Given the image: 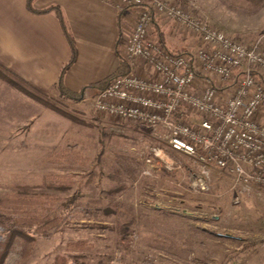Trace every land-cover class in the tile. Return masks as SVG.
I'll return each mask as SVG.
<instances>
[{"label":"rangeland","instance_id":"1","mask_svg":"<svg viewBox=\"0 0 264 264\" xmlns=\"http://www.w3.org/2000/svg\"><path fill=\"white\" fill-rule=\"evenodd\" d=\"M180 1L187 0L169 2ZM209 1L192 0L208 23ZM160 34L173 53L200 46L172 22L155 26L152 38ZM47 97L65 116L0 100V202L23 186L48 196L31 209L46 222L32 226H16L20 214L0 209V253L9 245L3 264H264V190L235 204L231 178L214 171L211 192L192 194L188 169L196 166L188 158L171 157L184 172L162 161L145 166L152 149L171 152L151 131L102 116L81 98ZM58 182L73 186H51Z\"/></svg>","mask_w":264,"mask_h":264},{"label":"built area","instance_id":"2","mask_svg":"<svg viewBox=\"0 0 264 264\" xmlns=\"http://www.w3.org/2000/svg\"><path fill=\"white\" fill-rule=\"evenodd\" d=\"M98 1L133 17L122 40L128 73L96 93L83 91L81 101L117 123L151 131L167 145L171 152L151 150L146 167L162 161L169 172H184L171 157L191 160L192 194L211 192L214 171L231 178L235 204L264 190V38L251 46L235 41L201 19L192 1ZM166 22L196 37L199 48L173 53L153 39L154 27Z\"/></svg>","mask_w":264,"mask_h":264},{"label":"crops","instance_id":"3","mask_svg":"<svg viewBox=\"0 0 264 264\" xmlns=\"http://www.w3.org/2000/svg\"><path fill=\"white\" fill-rule=\"evenodd\" d=\"M28 2L0 0V65L6 74L25 81L46 96L60 95L57 85L72 57L70 42L55 11L36 13ZM209 3L206 16L209 24L223 26L224 32L235 41L251 46L264 38V33L257 34L264 26V0H210ZM219 5L225 7V14ZM53 7L62 12L76 50V60L67 68L63 85L73 94L85 90L96 93L100 90L96 86L109 81L120 68L124 31L133 28V17L130 12L121 14L113 5L98 0H35L32 3L36 11ZM4 82L7 85L5 89L0 86L4 90L0 100L7 103L14 100L34 108L36 103L40 104L8 81ZM20 120L21 115H17L14 122Z\"/></svg>","mask_w":264,"mask_h":264},{"label":"trees","instance_id":"4","mask_svg":"<svg viewBox=\"0 0 264 264\" xmlns=\"http://www.w3.org/2000/svg\"><path fill=\"white\" fill-rule=\"evenodd\" d=\"M34 1L35 0H29V2H28V5H29L30 9H32L33 12L48 13L51 11H55L58 14V17L60 18V21L62 23V26L64 28V31L66 33V36H67V38L70 42L71 48H72V57H71L69 64L63 68V70L60 74L57 88H58V92L60 93V95L62 97H67L71 100H79L81 98V93H79V94L70 93L65 89V87L63 85V78H64V74H65L67 68L70 67L71 65H73L75 60H76V50H75V45L73 43V40H72L71 36L69 35V33L67 32V28L65 26V22H64V19L62 16V12L57 7H53V8L44 10V11H36L32 8V3ZM159 39H160V42L164 46H166L164 39H163V36L161 34H160ZM127 73H128V65L125 62V60L121 57L120 68L115 73V75L109 81H106L102 84H99L96 87L98 89H104L113 78L123 76ZM0 78L8 81L12 86L17 88L18 90H20L21 92H23L24 94H26L27 96H29L30 98L35 100L36 102L40 103L45 108L52 109L55 112H58V113L65 116L66 113H63V111L61 109H59L56 104L51 102L45 94H43L42 92L38 91L37 89L31 87L25 81L20 80V79L16 78L15 76L6 74L4 72V67L2 65H0ZM51 186H54V188L58 189V190H67V189H71L73 185L71 183L58 182L57 184H54ZM51 188H53V187H51ZM47 198H48V196L46 194L37 193V192L33 191L32 187H30V186H23L22 190L18 191L15 194H12V195L6 197V199H4V200H1L0 209H4L5 212L6 211H13L16 214H20V216L15 219L16 226H18V227L32 226L34 224L41 223L43 221L46 222V220H44V219H39V218L35 217V213L34 212L32 213L31 209L43 208L45 205V202L47 203V201H46ZM55 201H56V198H54V200H52V202H55ZM54 224H55V221H49V223L45 227H49V226L54 225ZM127 236H128V234H125V237H127ZM5 247H6L5 252L0 253V264L4 263L5 256L7 254V251L9 250V245H6Z\"/></svg>","mask_w":264,"mask_h":264}]
</instances>
